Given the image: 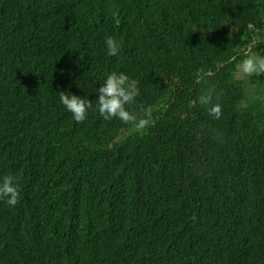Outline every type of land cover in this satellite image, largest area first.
Masks as SVG:
<instances>
[{
    "label": "trees",
    "instance_id": "1",
    "mask_svg": "<svg viewBox=\"0 0 264 264\" xmlns=\"http://www.w3.org/2000/svg\"><path fill=\"white\" fill-rule=\"evenodd\" d=\"M0 29V264H264V75L253 101L234 75L264 56V0H0ZM112 72L154 126L100 116Z\"/></svg>",
    "mask_w": 264,
    "mask_h": 264
},
{
    "label": "clouds",
    "instance_id": "2",
    "mask_svg": "<svg viewBox=\"0 0 264 264\" xmlns=\"http://www.w3.org/2000/svg\"><path fill=\"white\" fill-rule=\"evenodd\" d=\"M9 33V29H0ZM107 54L116 56L120 51L118 42L113 37L106 38ZM234 75L237 78H247L253 75H264V56L251 52L245 53V58L236 64ZM98 99L95 101L100 116L105 120L119 119L129 125L134 132H143L146 128L154 126L153 109H142V115H137L127 110V105H132L140 95L138 81L130 79L123 72H112L104 83L98 88ZM62 105L72 114L77 123H82L87 116V111L92 107V101L77 95L63 92L59 93ZM201 105H209L210 97L204 94L199 96ZM208 114L219 119L222 115L220 104L208 107ZM15 177L5 175L0 177V200H4L9 206H15L19 202V191L14 184Z\"/></svg>",
    "mask_w": 264,
    "mask_h": 264
},
{
    "label": "rangeland",
    "instance_id": "3",
    "mask_svg": "<svg viewBox=\"0 0 264 264\" xmlns=\"http://www.w3.org/2000/svg\"><path fill=\"white\" fill-rule=\"evenodd\" d=\"M245 82H246V84H244V85L246 87V90L250 94V95H248V99L250 101H253V100H255V97L254 96L252 97V95H251V89H252V87H255V85L254 84H251L249 77L245 78Z\"/></svg>",
    "mask_w": 264,
    "mask_h": 264
}]
</instances>
